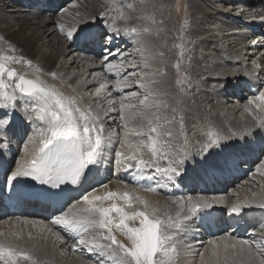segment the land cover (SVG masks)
I'll use <instances>...</instances> for the list:
<instances>
[{"label":"snow or ice","instance_id":"1","mask_svg":"<svg viewBox=\"0 0 264 264\" xmlns=\"http://www.w3.org/2000/svg\"><path fill=\"white\" fill-rule=\"evenodd\" d=\"M79 7L72 4L73 9ZM68 18L72 19L71 24L66 23ZM44 19H52L64 39L82 51L100 47L103 71L92 73L93 80L88 83H98L94 96L100 98L103 94L108 107L99 103L95 107L91 104L81 106L82 96L66 95L55 84L42 79L39 75L42 69L38 67L36 74L28 78L27 73H20L11 65L24 62L33 67V62L15 55L14 46H9L11 54L0 49V148L8 147L15 121L30 122L31 130V135L26 134L27 138L22 141L23 155L15 161V168L5 173V187L22 191L30 181L33 182L31 192L55 198L61 207L50 223L74 240L72 251L80 249L94 254L96 264H177L181 236L197 218L202 220L208 209L225 204L223 197L210 200L191 195L170 196L171 203L161 205L140 196L134 188L128 190L125 186L123 191H111L107 190V184H102L106 190L102 194L98 195V190L93 188L80 193V198L67 206V210L62 204L64 197L71 198V193L78 191V187L72 186H82L87 174L102 163L106 152L112 154L118 168L134 169L138 175L152 169V178L160 177L164 182L162 186L174 184L186 174L185 163L191 156L186 148H176L170 127L178 123L179 130L184 129L180 95L184 88H179L177 96L169 97L154 87L159 83L158 77L166 74L164 68L153 66L158 58L163 63L164 53L154 51V46L145 39L153 34L152 26L158 23L155 14L144 11L137 14L136 5L125 0H103L96 15L64 7L57 17L44 16ZM97 19L106 21L102 30H94ZM121 22L122 26H118ZM160 31L162 29L158 28L156 35ZM125 38L133 43V52L139 53V60L113 45L115 40ZM174 47L179 48L183 56L184 45ZM78 58L95 66L90 56ZM138 66L139 72L136 71ZM253 66L254 69L259 67L255 62ZM174 67L179 73V59ZM105 73L115 79H96ZM48 75L53 80L58 78L55 71ZM244 75L252 77L255 73L249 71ZM183 83L178 76L176 85ZM110 85L116 95L108 91ZM214 87L223 88L224 85ZM132 88L138 90L126 91ZM170 99L174 104L169 103ZM245 111L252 115V123L230 130L227 135L214 127L207 133L206 142L194 153L205 170L220 167L215 157L230 147L226 142L245 139L254 129L264 133V91L248 100ZM112 112L119 116L121 132L105 128L104 117ZM114 140L118 147L114 146ZM145 149L148 159L144 158ZM160 159L166 161V167L159 166ZM228 162L229 156L225 155L224 163ZM256 172L264 175V161ZM145 190L157 189L148 187ZM253 206L264 209V189L253 192L251 198L246 197L244 201L237 196V201L227 205L226 211L240 217L245 209ZM20 223L37 228V236L46 231L57 241L64 242L60 232H53L43 221L25 219ZM117 232L127 243L118 239ZM26 235L31 239L33 233L28 231ZM24 236L23 227L17 231L10 228L0 231V264H47L36 255L35 245L28 248L17 243ZM261 239L264 240V233ZM210 245L199 252L200 264H264V246L255 240L227 238L223 243L213 240ZM184 247L188 251L192 248L191 245Z\"/></svg>","mask_w":264,"mask_h":264},{"label":"bare ground","instance_id":"2","mask_svg":"<svg viewBox=\"0 0 264 264\" xmlns=\"http://www.w3.org/2000/svg\"><path fill=\"white\" fill-rule=\"evenodd\" d=\"M154 1L155 0H144V3L138 2L139 5H136L137 14H139L138 7H145V10L143 9L144 12L153 14L154 11L152 7L155 5ZM226 1L230 3V0ZM67 2L68 0H63L62 2L57 1V3H55L54 0H22V2L19 1V3L15 5L17 11L10 7L12 3L9 1L5 3L0 2V36L9 40L29 58L27 60L33 62L35 66L23 72L27 73L28 78H32L36 74L35 69L38 67L42 69L39 73L41 78L50 84H55L66 95L82 96L83 99L79 100L81 106L91 104L95 107V105L99 103L104 108H107L108 105L104 101L103 94L100 98H95L94 96L96 88L99 86L98 83H88V81L93 80L92 73L103 71L100 66L101 59L95 57L93 51L91 52L93 54L92 56L90 54H84L81 48H79V51H81L79 52L76 44H72L66 40L64 41V37L58 31L52 19H44V16L50 18L57 17L58 11L64 7L69 8L70 11L79 10L83 13L96 15L100 11V4L103 3V0H70L68 2L69 4ZM125 2L133 3L132 0H125ZM221 2L222 1L219 0H213V2L211 0H188L185 5V7L190 6L195 13H198L195 24H198L200 20H203V23L205 22L207 18L206 14L210 12L209 9L213 10L214 14L217 13L216 18L219 19V9L224 10L225 5L228 6L226 10L232 9L231 12H233L234 18H239V15L243 14L246 17L243 22H247L245 24H240L241 21L238 24L233 22L229 27L225 28L216 26L219 23L212 26L213 24L210 22L208 26H205L207 31L196 33V36L199 35V37H202V41H200L202 46L201 49L204 54L209 55L206 62L211 60L214 61L205 65L198 64L195 66L194 74L196 79H203L199 83L200 85H198V82L192 75L193 81L197 82L193 84L194 89H196L193 95L197 102H195V100L192 102L186 95L183 97L181 96L183 101L182 110L185 117L184 134H186L187 130L192 126H197V129L202 133V135H197L196 137L195 133L190 132L187 134L188 136H185V138L181 140H178L179 135L177 132L173 133L176 148H186L191 156V159L185 163L186 174L184 177L179 179L177 184H175V182L174 184L169 183L167 186H162L164 182L160 180V177H156L155 179L152 178V169H146L143 174L138 175L135 173L134 169L124 170L123 167L118 168L114 163L112 154L106 152L102 163L98 164L87 174V180L82 183V186H72L78 187V191L71 193V198L66 196L64 210H67V206L75 203L76 200L80 198V193L82 192H89L93 188L98 190V195L105 192L106 190L101 187L102 184H107V190L111 191H123L125 190V186H127L128 190L134 188L140 196L152 202H159L161 205L164 203H171L169 198H165L166 196L162 195L163 193L191 195L193 198L204 197L210 200L223 197L225 204H216L212 209L207 210V215L202 219L203 228L201 230L197 229L195 222V224L190 225L187 233L181 236L182 243L179 245L177 264H193V260H190V256L194 257V251L185 250V245H191L197 248L201 245H205L204 248H210V242L213 240L218 243H223L227 238L233 240H252L245 237L247 235L246 233L249 234V231L257 232V239L254 238V240L260 242L262 246H264V240L259 239L262 233H264V209L256 206L250 208L252 212L248 215V218L251 217L250 220L254 225L251 229L241 227L239 233L232 232V229H237L240 221L232 220L220 225V227L226 228L225 232H220V227L217 225L216 221L218 216L214 214V209L221 212L226 209L227 205L235 203L237 201V196L239 200L244 201L246 197L251 198L253 192L259 193L264 189V175L256 172L260 163L264 161V133H261L259 129H254L252 135L247 136L245 139L241 140L239 138H234L232 141L226 142L230 147L225 149L219 156L215 157V159L220 161V167L211 170H205V168L199 164V158L194 155V153L198 151L200 145L206 142L207 136L204 132H209L213 127L218 130L222 129L224 131L223 134L227 135L230 130L239 129L246 123H252V115L245 111V105H247L250 98L258 96L259 92L264 91V43H262V41H264V0L246 1L248 8L244 7L243 4L239 2H234L231 5L229 3L221 5ZM175 3L176 1L173 3L176 12ZM24 4L29 5V8L33 9H25ZM72 4H78L80 6L79 9H73ZM53 6L55 8V14H52ZM208 6L211 8L208 9ZM240 6H243L241 14L238 9ZM185 7L184 9L186 11ZM184 15L185 14H183L182 17ZM180 17L181 16H178V18ZM72 22L71 18L66 20L67 24H71ZM250 22L252 23L249 24ZM104 23H106V21L97 19L94 22V30H102V26H97V24L103 25ZM118 26H122V22ZM145 26H147V24ZM165 26L171 27V24ZM152 28L154 33L155 29L153 26ZM209 36L214 37V39H210V42L207 41ZM167 38L168 37L164 36L160 40V38L154 34L145 37V39L154 46V51L159 50L164 53L162 57L163 63H161V59L158 58L153 65L154 67L160 66L163 68L165 65L164 61L169 57L167 49L162 46L163 44L166 45V43H169L167 41L169 39ZM155 39L157 40L156 42ZM118 41L117 45L121 50L126 53H128L129 50L133 52L134 47L129 49V46H133V43L127 38L123 40L118 39ZM121 43L122 45L125 43V45L121 46ZM213 44L215 45L213 46ZM133 54L131 53L133 57L139 60V53H136L138 56ZM87 56L93 58L95 66H90L88 63L78 58ZM169 60H172L170 64H172L171 66L175 74H172L173 77L169 79L164 78V76L158 77L159 83L154 87L159 88L161 92L165 89V93L170 92L171 97H173L178 95V88H176L178 74L174 67V57H170ZM185 62L188 68L192 66L188 60ZM253 62L259 65V67L254 69ZM213 64L214 66H212ZM137 68V71H141L139 66ZM168 69L167 71L164 69L166 75ZM229 70H232V73H229ZM52 71L58 73V78L55 80L48 75V73ZM128 71L131 72L133 69H128ZM249 71H254L255 75L252 77L245 76L244 73ZM209 77L227 78L220 80L217 78L219 81L218 85L223 84L224 87H216V89H213L208 81H204V79ZM105 78L109 81L115 79L114 76L106 73L104 76L97 77L96 79L100 80ZM200 87H202L204 93L201 89L198 90ZM237 88H239L238 93L240 90H242L243 93H239L240 96H237L236 99L234 90ZM136 90L138 89L132 88L126 91ZM108 91H113L111 85ZM209 91L213 93V96H211L212 101H208V103L206 102V93ZM246 91L248 93H246ZM208 94L209 93H207V95ZM113 95H116L114 91ZM169 101L170 104H174V101L171 99ZM189 104L196 108V112L194 110L190 113L186 111V107ZM211 104L212 107L210 110L207 108L206 111L203 110L206 106H211ZM113 107L116 106L114 105ZM243 117L249 120L244 122L240 119ZM194 118H198V120L196 122H191ZM104 120L106 130L111 129L114 132H121L119 116L116 112L109 113L104 117ZM200 122L204 125L202 129L198 127L200 126ZM29 123L30 122L15 121L13 124L14 132L9 133L10 140L8 147L0 148V185L2 183L0 192L3 189H11L5 187V173L9 169H14L15 161L19 160L20 156L23 155L22 141L27 138L26 134L31 135V130L28 126ZM223 127L227 128V130H224ZM114 146L118 147V145L115 144V140ZM145 155L148 154L146 153ZM225 155L229 156V162L227 164L224 163ZM144 158L148 159L149 156H145ZM158 163L160 167L167 166L166 163H164L166 164L164 165L160 160ZM114 170L116 176H111L110 171ZM251 170H253L250 174L251 177L245 179L246 175L249 174ZM242 176V182H239V178ZM157 181H160V184H157ZM148 187L156 188L157 190L146 191L145 189ZM118 203L122 202L118 201ZM53 217H51V215L47 216V213L41 210H39V212H32L30 217L19 219L11 217L1 219L0 217V231L9 228L13 231H17L23 227L25 236L23 239L17 241V243L28 248H32L33 245H35L36 255L41 261H46L47 264H60L62 259L68 261L66 258L67 255L72 256L73 258L71 259H74V261L69 260L70 264H96L94 255L89 258L91 253H87L84 250L72 251L74 240L71 239L68 234L61 231L59 227L53 226L50 223L49 218L52 219ZM25 219L43 221L44 225L53 229V232H60L61 236L64 238V242L61 243L57 241L53 235L46 231L40 236H37V228L30 225H22L20 223V221ZM28 231H32L33 233L31 239L26 235ZM202 233L211 238H206ZM66 235H68V238ZM117 236L118 239L127 243L123 235L117 232ZM57 249H60L59 253L55 252ZM67 261H65V264H67Z\"/></svg>","mask_w":264,"mask_h":264},{"label":"rangeland","instance_id":"3","mask_svg":"<svg viewBox=\"0 0 264 264\" xmlns=\"http://www.w3.org/2000/svg\"><path fill=\"white\" fill-rule=\"evenodd\" d=\"M7 1H9L10 3H12V6H10L12 9H16V7H15V5H17L18 3H19V1H21L22 2V0H0V2H2V3H5V2H7ZM55 1V3L57 2V1H59V2H62L63 0H54ZM70 0H68V2H69ZM174 1H176V0H155L154 2H155V5L152 7V10L154 11V14H155V19L157 20V24L156 25H154L153 27H154V29H155V32L153 33L155 36H156V30L158 29V27H159V29H162V33L160 32L159 33V35H157V37H159L160 38V40H161V38L162 37H168L167 39H169V40H167L169 43H166V45H168V46H166V45H162V46H164L165 47V49H167V52H168V54H169V57H167L166 58V61H164V63H165V65H164V69H166V71H167V69H168V73H167V75L165 74V75H163L164 76V78H167V79H169V78H171V77H173L172 76V74L174 75L175 74V71H174V69L172 68V64H170V62L172 61V60H169L170 59V57L171 58H173L174 57V64H175V62L177 61V59L179 58V60H180V69H179V73H177V70H176V73L178 74V76H179V78L182 80V81H184V83L182 84V85H180V86H177L176 85V88H178V92H177V94H180L179 93V88L180 87H183L184 88V92L182 93V94H180L182 97L184 96V95H186V96H188L189 97V100L191 99L192 100V102L195 100V102H197V100L195 99V97H194V95H193V93H194V91L196 90V89H194V85L193 84H196L197 82V84L198 85H200L199 83L203 80H201V79H196V76H195V74H194V69H195V66L196 65H198V64H200V65H205V64H208V63H210V62H213L214 60H211V61H209V62H206L207 61V57H209V55L208 54H204V52H203V50L201 49L202 48V46H201V43H200V41H202V37H199V35L198 36H196V33L198 34V33H200V32H203V31H207L206 29H205V26H208V24L210 23V22H212V26H214L216 23H219V24H217L216 26H220V27H223V28H225V27H229L230 26V24L231 23H235V24H238V23H240V21H241V23L240 24H245L247 21H245V22H243L244 21V18H246L243 14L242 15H239L240 17L239 18H234V15L232 14L233 12H231V10H226V8L228 7V6H224V10H221V9H219V19H217L216 17H217V13H215L214 14V12H213V10H211V9H209V8H211L210 6H208V9L210 10V12H208L206 15H207V18H206V20H205V22L203 23V20H200L199 22H198V24H195V20H196V18H197V16H198V13H195L194 12V10L193 9H191V7L190 6H186L185 8H186V11H185V9L183 10V13H182V15L183 14H185L183 17H182V15H181V17L180 18H178V16H177V14H176V12H175V10H174V5H173V3H174ZM187 1L188 0H186V3H187ZM212 2H213V0H211ZM219 1H222L220 4L221 5H224V4H226V3H229V1H226V0H219ZM246 1L248 2H251V0H238V1H236V0H230V5L232 4V3H234V2H239L240 4H243V6L244 7H246V8H248V5H247V3H246ZM67 2V3H68ZM132 2L135 4V5H139V3L138 2H140V0H132ZM217 3H219V2H217ZM69 4V3H68ZM249 4V3H248ZM5 6H7V5H5ZM24 6H25V9H33V8H29V5H27V4H24ZM215 6V5H214ZM239 6V5H238ZM243 6L241 7H239L238 9H239V13L241 14L242 13V10H243ZM28 7V8H27ZM216 7H218V6H216ZM141 9V10H140ZM145 10V7H138V12L140 13L141 11H144ZM201 9H204V8H201ZM16 11H17V9H16ZM186 12V13H185ZM213 12V13H212ZM50 13V12H49ZM147 13V12H146ZM52 14H55V8L53 7L52 8ZM148 14H150L149 12H148ZM209 14V15H208ZM211 15V16H210ZM216 15V16H215ZM214 17V18H213ZM210 18V19H209ZM211 18H212V20H211ZM235 19V20H234ZM209 20V21H208ZM237 20V21H236ZM160 21H162L163 23H159ZM185 21H187V23H185ZM207 22V23H206ZM252 22H250L249 24H251ZM168 24H171V27H168V26H165V25H168ZM205 24V25H204ZM248 24V23H247ZM148 26V25H147ZM215 26V27H216ZM167 27V28H166ZM157 28V29H156ZM154 31V30H153ZM161 34V35H160ZM195 34V35H194ZM211 38H213L214 39V37L213 36H209L208 38H207V41L208 42H210V39ZM64 39V38H63ZM157 39V38H156ZM155 39V42L157 41ZM0 49H4V50H6V51H8V53L9 54H11V49H10V45L11 46H15V45H13L9 40H6L5 39V37L3 38L2 36H0ZM4 40V41H3ZM176 40V41H175ZM196 42H195V41ZM64 41H65V39H64ZM215 41V40H214ZM116 42H118V40H116ZM163 43H165V42H163ZM183 44L184 45V48H183V56H181L180 55V49L179 48H177V47H174V45H177V44ZM199 43V44H198ZM68 44H70V43H68ZM5 45V46H4ZM215 44H213V46H214ZM15 49H16V51H15V55H17V56H19V57H23L24 58V60H27V59H29L26 55H24L23 54V52L19 49V48H17L16 46H15ZM132 50H129L128 51V53L129 54H133L134 52H131ZM200 51H202V52H200ZM17 52V53H16ZM92 52V51H91ZM100 52H101V49H100V47H97L95 50H94V56L95 57H97L98 59H102V57L100 56ZM133 55H136V56H138V54H136V53H134ZM169 60V61H168ZM186 60H188V62L192 65V66H190L189 68L187 67V64H186ZM12 67H15L16 69H17V71L18 72H20V73H23L25 70H29V69H31L32 67H30V66H28L26 63H24V62H21V63H14L13 65H11ZM33 66H35L34 64H33ZM212 66H214V64L212 65ZM156 67H160V66H156ZM167 67V68H166ZM138 69V68H137ZM137 69H136V71H137ZM140 70V69H139ZM171 70V71H170ZM166 71H165V73H166ZM137 72H139V71H137ZM229 73H232V70H229L228 71ZM192 75L194 76V78L196 79V81H193V77H192ZM191 78V79H190ZM185 79V80H184ZM188 79H190V80H188ZM220 80V79H219ZM193 81V82H192ZM204 81L205 82H207L208 81V83H210V86L213 88V89H216V87H214V86H217L218 84H219V81L217 80V78H211V77H209V78H206V79H204ZM187 85V86H186ZM187 87V88H186ZM201 89V91L204 93V91L202 90V87H200L198 90H200ZM204 90H205V88H204ZM163 93H165V89L162 91ZM207 93H209L208 95H207ZM206 93V99H207V101L206 102H208V101H212L211 100V96H213V93L212 92H207ZM212 93V94H211ZM246 93H248L247 91H246ZM166 94H167V96H169V97H171V93L170 92H166ZM208 96H209V98H208ZM191 97V98H190ZM103 98V97H102ZM189 100H188V102H189ZM170 102V101H169ZM205 102V101H204ZM205 102V103H206ZM209 103V102H208ZM205 105V104H204ZM197 106H199V105H197ZM209 106V107H208ZM208 106H206L203 110L204 111H206L207 109H211V107H212V104H211V106L210 105H208ZM207 108V109H206ZM195 111L196 112V108L195 107H193L192 105H188L187 107H186V111H189L188 113H190L191 111ZM242 121H244V122H246L247 120H249L248 118H246V117H243V118H240ZM198 120V118H194V119H192V121L191 122H196ZM213 123L215 124V122H214V120H213ZM202 123L200 122V126H198V127H200L201 129L203 128V126L204 125H202ZM119 126H120V124H119ZM171 128H172V130H173V133L174 132H177L178 133V140H181V139H184L185 138V136H188L187 134L188 133H190V132H193V133H195L196 134V137H197V135H202V133H200L201 131L199 130V129H197V126H192V127H190L189 128V130H187V133L186 134H184L185 132H183V131H180L179 130V126H178V123L177 124H173V125H171L170 126ZM206 127V126H205ZM115 128H116V126H115ZM184 129H185V126H184ZM183 129V130H184ZM223 129L224 130H227V128H224L223 127ZM198 131V132H197ZM219 131H221V133L223 134L224 133V131L222 130V129H220ZM182 132V133H181ZM207 133L208 132H204V134L207 136ZM195 137V138H196ZM202 138V137H201ZM201 138H199V139H201ZM173 143L176 145V142H174L173 141ZM147 153V150L145 149V154ZM145 156H148V155H145ZM160 161L164 164V163H166V161H164L163 159H160ZM164 165H166V164H164ZM246 169V168H245ZM111 172V176L112 175H114V176H116L115 175V170L114 171H110ZM253 172V170H251L250 172H249V174H247L246 175V177H245V179H249L251 176H250V174ZM113 176V177H114ZM253 176V175H252ZM253 178V177H252ZM242 182V181H241ZM178 183V180L176 181V183L175 184H177ZM164 196H166L165 198H169L170 196L171 197H176V196H185V195H179V194H168V193H164L163 194ZM259 239H261V237H259ZM262 240V239H261ZM196 241H198V240H196ZM204 246L205 245H201L200 247H194V246H192V248H191V251H194V257H191L190 256V260H193V264H200V258H198L199 257V252H201V251H203V249H204ZM201 248V249H200ZM61 249V248H60ZM60 249H57V250H55V252H60ZM193 249V250H192ZM197 249V250H196ZM80 249H78V251H79ZM186 250V249H185ZM188 251V250H187ZM94 254H90L89 255V258H91L92 256H93ZM66 258L68 259V261L67 260H61L60 261V264H65V261H67L66 263L67 264H70V261H74V259H71V258H73L72 256H70V255H67L66 256ZM195 260H194V259ZM70 260V261H69ZM92 260V259H91ZM197 261V262H196Z\"/></svg>","mask_w":264,"mask_h":264},{"label":"water","instance_id":"4","mask_svg":"<svg viewBox=\"0 0 264 264\" xmlns=\"http://www.w3.org/2000/svg\"><path fill=\"white\" fill-rule=\"evenodd\" d=\"M185 5H186V0H176L175 9L178 16L182 15Z\"/></svg>","mask_w":264,"mask_h":264}]
</instances>
